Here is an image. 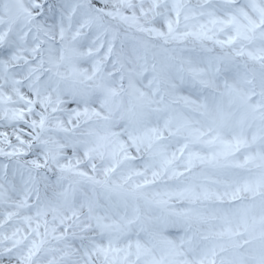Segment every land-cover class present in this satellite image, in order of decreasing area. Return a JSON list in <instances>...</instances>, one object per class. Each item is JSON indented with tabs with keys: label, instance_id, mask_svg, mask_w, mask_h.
Here are the masks:
<instances>
[{
	"label": "snow or ice",
	"instance_id": "obj_1",
	"mask_svg": "<svg viewBox=\"0 0 264 264\" xmlns=\"http://www.w3.org/2000/svg\"><path fill=\"white\" fill-rule=\"evenodd\" d=\"M0 264H264V0H0Z\"/></svg>",
	"mask_w": 264,
	"mask_h": 264
}]
</instances>
